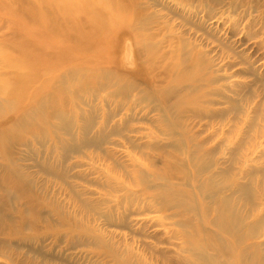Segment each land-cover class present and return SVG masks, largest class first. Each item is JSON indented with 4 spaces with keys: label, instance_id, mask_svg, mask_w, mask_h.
Masks as SVG:
<instances>
[{
    "label": "rangeland",
    "instance_id": "rangeland-1",
    "mask_svg": "<svg viewBox=\"0 0 264 264\" xmlns=\"http://www.w3.org/2000/svg\"><path fill=\"white\" fill-rule=\"evenodd\" d=\"M59 6L71 17L58 18ZM79 8L84 12L75 14ZM49 12L55 15L50 24L42 15ZM13 23L33 42L45 40L47 29L64 38L65 24L68 36L79 34L72 43L57 37L42 46L72 56L56 84L58 103L74 124L71 135L78 136L89 114L88 139L100 141L86 145L59 132L38 141L20 131L6 139L0 134V264H223L235 242L247 243L252 264H264V0H0V61L21 57L7 46L19 41L7 28ZM148 33L153 39L143 41ZM149 43L159 51L148 50L157 61L165 57L164 66H150L153 55L143 49L152 48ZM76 44L93 49L81 54ZM131 44L134 55L126 48ZM89 59L111 78L77 90L75 105L69 101L73 82L64 78ZM12 67L0 66V128L6 130L38 86L22 92L25 104L13 95L11 112L2 100L12 84L6 72L27 71L24 64ZM168 87L189 100L182 112L167 114V125L175 119L181 125L167 134L159 122L164 111L143 92L160 102L154 91ZM225 197L238 228L233 235L213 226ZM186 225L211 245L200 251L203 262L187 243Z\"/></svg>",
    "mask_w": 264,
    "mask_h": 264
},
{
    "label": "bare ground",
    "instance_id": "bare-ground-1",
    "mask_svg": "<svg viewBox=\"0 0 264 264\" xmlns=\"http://www.w3.org/2000/svg\"><path fill=\"white\" fill-rule=\"evenodd\" d=\"M41 3H43V1ZM44 3H45V1H44ZM50 6H52V5H50ZM50 6H45V7L49 8ZM62 8H63V6H59V8H55L57 14L59 15V16L57 15L58 18L60 17V19H62V20H66V19L70 18L71 14H68V13L63 14ZM45 11H47V10H45ZM50 11H51V9H50ZM82 11L84 12V10H82V9L76 10L75 14L81 13ZM29 13H31V11ZM45 13H47V12H45ZM73 14H74V11H73ZM29 15L30 14H28V16ZM42 15H43L44 19L47 20V22L49 21V24H50V22L52 23L53 19H55V15L52 16V14L50 12L48 14L42 13ZM32 17H36V16H32ZM40 17H41V14H40ZM36 18H33V19L35 20ZM128 22L131 23V21H128ZM130 23L125 24V26L130 28L133 31H136V28L134 26L135 23L134 24L133 23L130 24ZM39 24L40 23L38 22V25ZM8 25L9 26H7V28L10 31V35L12 36V34H13L15 37H19V41L18 42H9V43H7L8 44L7 45L8 49L11 52L18 53L21 57H20L19 60H15V61H8V62L5 61V60L4 61H0V66L11 68L12 66L15 67L17 65L24 64L25 68L27 67V71L24 74L23 73L22 74H16V73L6 72V76L5 77L7 78V81L11 82L12 84H11V87H6L3 90V94H5V95H4V97H2V100L6 99V101H9V108L11 107L10 108V110H11L12 107H13V101L15 100V99H13V95L16 94V96H14V97H16V99H22V96H23L22 92L24 90L28 89V87L31 86V84L33 86L38 84V86H36L33 89L32 92H29V94H30L29 99L30 100H29V103H27L26 106L24 105V107L22 108L23 114H21V115L19 114L20 116L17 117L18 114L17 113L16 114L13 113L15 116H12L13 115L12 114L11 115L12 117L9 118V120H8V129H7L8 131L6 130L5 126L0 128V131H2V132H0L1 136H3V138L5 137V139H6L7 133L11 132L12 134H16V132L20 131L21 133H24V134L27 133L28 135H30V137L33 140H37L38 141V140H40L41 137H42V139L52 140L54 134L56 132H59L62 136L69 137L70 140L73 141L75 137H73L71 135L72 134V130L71 129L74 126V124L73 123L71 124L70 123V119L66 118V115L68 114V112H66V110L63 108L64 105L63 104L59 105L57 98H58V95L60 94V89L56 88V84L60 83V81H63V77L61 78L60 76H58L57 72H58L59 68L62 67V65H65V66L68 65L67 63H65V59L67 57H69V58L71 57L72 58V56H68V54H65L64 50L61 52L58 49V46L56 47L54 45L50 46L49 47L50 49H48L46 51L47 48L43 47L42 44H44L45 42H48L47 40L52 42L53 41L52 39L57 38V37L65 39V40H68V41H70L72 43L74 40H76V37L79 36V34L73 33L72 35L68 36L71 33L66 30V24H65L64 25V31H65L64 38H63L62 34L54 32V31L48 32V29H47L46 30L47 32H45V34H46L45 40H42V41L38 40L36 42H33V41H28V38L30 36H25L24 35L23 31L25 29H16L14 23L13 24H8ZM40 26H41V24H40ZM43 26H44V24H43ZM140 26L138 27L137 30H139V29L141 30L142 29L143 26L142 25H140ZM43 29H45V28H43ZM59 31H61V29ZM102 34L105 35V31H103ZM139 38L142 39L143 37L140 36ZM151 39H153L152 38V34L148 33L147 35H145V37L142 40L150 42ZM125 45H126V43H125ZM76 46H77L78 49L82 50L80 52L81 54H89L91 52L90 50L93 49L92 46H90V45L89 46H84L82 44H76ZM132 46L133 45L131 44L129 47H126V48L127 49L129 48L130 51L132 52V54L134 55L133 48L135 47V49H136V46H133V48H132ZM73 47H74V45H73ZM151 47L153 49L149 48V46H147V45L145 47V45H144L143 49H146V51L150 50V52L153 50V52L156 55V53L159 52V51H156V52L154 51V48H156V46H154V45L152 46L151 45ZM96 49H99V47H97ZM135 52L137 53L136 50H135ZM94 53H96V52H94ZM99 53L100 52H97V55ZM154 53L150 54L149 51H148V54H150V55H153ZM33 54H35L39 58V61H38L39 65H37V66H35V64L32 63V61H31V59L34 57ZM127 55H128V51H127ZM129 55H130V53H129ZM150 55H149V57H150ZM155 55L152 56V59L149 58L150 62H151L150 66L152 65L153 61H157L156 60L157 56L155 57ZM159 56H160V60H158L156 62L157 64L158 63L161 64L165 60V57L163 55H162L163 57H161V55H159ZM91 57L97 59L96 56H91ZM91 57H89V58H91ZM153 57H154V59H153ZM85 59L86 58H84V60ZM145 59H148V58H145ZM107 60H109V62L106 61L107 65H109V64L112 65L111 64L112 63V57L107 59ZM129 60H131V58ZM71 61H73L72 64L74 65V64H77V62L79 60H78V58L74 57ZM159 61H161V63ZM82 63H80V65L82 67H84V65L85 66L92 65V62L90 61V59L87 60L85 63H83V64ZM122 63H124V62H122ZM156 63L154 62L153 64L156 65ZM159 64H158V66L160 67ZM40 65L43 66V68L40 67ZM78 65H75V66H78ZM98 65L99 66L101 65V66L100 67L99 66L96 67L94 65V67H93V65H92V68H90L86 72L82 71V67H81V69L79 71L74 69L73 71H71L70 73L67 74V75H69L68 77L64 78L65 81H66V79H68L70 82H73L72 84L74 86V91L71 93V97H70V100H69V101H71V103L74 102L75 105L78 104V100L74 96V94H75V92H77V90H78V92L87 91V87H89L90 84L94 85L97 80L101 81V86H103V85H105L106 83L109 82V80L111 78L110 75H107V74L103 75V74L99 73V69H102V65L103 64L99 63ZM47 66H51V67L48 68ZM162 66H164V65L161 64V67ZM157 67H156V69H157ZM84 68H86V67H84ZM112 69L115 70L114 67ZM159 69H161V68H159ZM170 69L171 68L166 69V70L169 71ZM159 71H161V70H159ZM168 71H167L166 75H168ZM96 72H97V74H95ZM165 73H166V71H165ZM169 73H170V71H169ZM117 76H118V78L120 77L122 79H124V78L125 79H129V78H127L128 76L127 77L126 76L123 77L120 74L119 75L117 74ZM47 78L49 80V83H53L55 85V88L50 89L48 87ZM36 79H38V80H36ZM35 81H36V83H35ZM76 81H78V82L76 83ZM193 81L194 80H192V82ZM130 82H134V81L130 80ZM169 85L171 86V84H169ZM170 88L168 87L167 90L161 89V90H158V92L156 91L157 89L155 90L156 92L154 91L156 96L159 97L158 99L160 100V102H157V100L154 99L149 93L146 94V91L143 92L145 100L146 101H151L150 104L153 103V105H155V107H156L155 109L158 111V113L160 111H161L160 113H162L164 111V113L162 114V117L160 118L161 120H159V122H160L161 126L165 127V130H166L167 134L170 132L168 129H171L172 127L174 128V125L176 127L178 126L179 127L178 129H181L180 128L181 125L179 124V121H177V119H175L176 121L174 122V124L172 126L169 125V124L167 125V121H168L167 114H169V116L171 117L174 113L182 112L183 103L184 102L187 103L185 100H187V101L189 100L188 97H187V99H186V97L184 98L181 95V93H179L176 90L173 91V93H172V89H170ZM121 89L126 90L125 87H122ZM62 90H64V89H62ZM65 93L68 94L67 91H65ZM176 93H179L181 96H179L178 98H175V102L171 100V102L174 103L173 104V103L170 102V99H171V96L173 98V96ZM86 97H87V101H88V105H89L91 103L90 95H88V93H87ZM175 97H177V96H175ZM21 101L23 103L24 99H22ZM182 101H184V102L182 103ZM195 102H196L195 97H192L188 103H192V105H194ZM25 103H26V100H25L24 104ZM67 103H68V100H67ZM157 103H159V104L157 105ZM14 106H15V104H14ZM159 106H163L164 108H159ZM12 111L13 110H11V112ZM90 116L91 115H89V114L87 116L84 115L85 124L82 125V127L80 128L81 132L75 138V141H80L82 144H86V145L92 144V146H93L94 144L98 143L97 140L99 138L96 141H94V142H92V141H90L88 139V133H89V130H90V125H91V124H88V123H91ZM46 120H49V124L53 127L54 131H50L48 129ZM32 124H33V126H32ZM79 137H81V139H79ZM99 137L101 138V134H100ZM99 141H100V139H99ZM55 142L58 143L60 145V147H62V148H66V146L68 145V144H66L67 142H65L64 140H55ZM74 145L75 144H73L72 147H74ZM0 148H2V140L1 139H0ZM189 158H190V161H192L194 159V157H192V156H189ZM238 193H240V194L245 193V189L244 188L242 189V187H239L238 188ZM229 205H230L229 199H228V197H225V199L222 201L221 206L218 209L215 210V218H216V220H215V222H213V226L215 227L216 230H218L222 234L233 235L235 230H237L238 228L231 224V214H230V206ZM185 227L189 231V232H187V243H188V245L191 246L196 252H198L197 259L199 258V261L203 262L205 257L200 255V251L203 250V249L208 248L209 246H211L209 244V241H206L205 239H201L200 235H199V231L197 229L191 230L189 225L188 226L186 225ZM213 242H215V241H213ZM217 242H218L217 243L218 246L222 247L221 244H219V240L218 239H217ZM246 244L247 243L239 244V242H235V243H233V245H231V247L227 248L226 249L227 252H226V255H225L226 259L224 260L223 264H229V263H232V264H252L253 259H251V257H249V258L247 257V256L251 255L252 251L247 247ZM239 246L242 247V250L240 249L241 253L236 254L235 256H233V253H234L233 249L235 250L236 248H240ZM248 253H250V254H248Z\"/></svg>",
    "mask_w": 264,
    "mask_h": 264
}]
</instances>
